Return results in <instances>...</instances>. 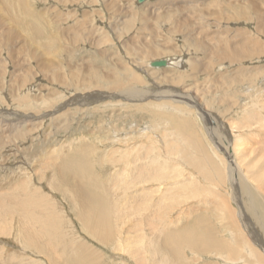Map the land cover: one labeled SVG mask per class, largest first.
<instances>
[{
	"label": "rangeland",
	"instance_id": "obj_1",
	"mask_svg": "<svg viewBox=\"0 0 264 264\" xmlns=\"http://www.w3.org/2000/svg\"><path fill=\"white\" fill-rule=\"evenodd\" d=\"M136 1L30 0L32 8L43 13L48 22L46 35L57 36L59 32L61 36L58 45L63 51L54 55L44 52L42 41H31L24 26L1 22L7 14L0 0V187L6 188L5 183L11 179L12 173L22 167L21 171L31 177L34 185L38 183L58 205L65 217L64 228L68 238L74 234L76 238L71 241L89 244L91 249L101 254L102 264H159L156 261H137L140 257L145 260L152 257L147 250L153 234L158 235L157 230L151 232L155 230L154 227L168 230L179 225L181 228L194 221L201 212L215 223L218 233L223 235L222 226L215 222V216L231 210L235 213L236 221L240 222L238 218L241 217L242 207L246 210V188L255 199L260 198L258 202L264 208V191L260 188L264 187V167L259 169L264 161L257 163L256 159V153L264 150V0H147L143 5H138ZM239 48L248 49L249 55H241L243 57L234 62L227 60L228 57L223 54L222 61L215 62L212 57L218 50L225 52L229 49L227 52L230 53L232 49L237 51ZM167 58L177 59L181 63L168 68L149 66L154 60ZM118 63L128 66L127 75L134 72L141 78V83H135L146 95L141 101L126 100L121 94L110 93L107 88L79 90L76 89L78 84L71 87L61 83L66 78L67 81L73 78V73L77 72L79 85L89 86L82 84L88 67L95 64L96 67L101 66L99 69L103 71V67L117 69ZM193 64L199 65V70L193 71ZM176 77H180V85L172 83ZM103 92H107L106 95ZM92 94H103V97L91 98ZM23 97L33 107L20 105L18 100ZM190 104L197 107L193 108ZM155 105L162 109L154 120L148 113H134L136 109ZM175 108L184 111L195 124L193 143L197 147L196 143L200 142L205 151L196 152L185 142V148L177 144L175 125L171 122L176 120V124L178 118L185 116L183 112L172 114ZM113 109L116 112H112ZM204 113L212 115L217 121L216 128L213 125L216 129L215 139L211 130L208 131L212 127L211 122L207 121L209 116ZM21 133L22 138L19 137ZM245 136L250 142L244 141L242 149L247 150L250 156L245 160L241 157L239 162L236 153L230 149L237 139ZM163 139L165 147L162 145ZM76 141L78 145H75ZM72 144L74 147L82 144L91 148L94 146L103 155L102 164L92 167V174H98L108 187L111 183L109 189L114 185L115 190H112L117 193L112 192V196L119 200V207L126 204L131 208H128L127 215L124 213L126 220L121 223L119 220L113 221L117 232L113 237L114 242L107 245L83 232L80 223L75 220L74 208L69 200L51 188L50 172L45 175L42 170L43 165L56 159L59 151ZM46 152L50 153L48 159ZM173 152L185 153L181 157L186 158V162L192 166L191 155L196 159L202 158L205 168V155H211L216 164L209 170L210 179L206 180L200 174L196 176L199 171H192L184 163L179 164L181 170L174 166L172 161L182 158ZM148 157L152 162L156 160L159 167L170 165L167 170L173 177V183L183 180L178 183L179 186L177 184L182 188L176 189L178 192L173 200L164 198L167 191L168 195L171 194L168 189L175 185L171 186L166 181L154 186L137 182L122 193V188L126 190L127 187L122 182L126 181V175L132 174L135 164L140 165ZM166 159L173 160L169 162ZM254 161L256 167L250 165ZM229 164L233 165L245 185L241 182L239 186L236 185L237 176L231 177ZM200 176L205 183L202 184ZM11 181L15 182L13 179ZM151 191L152 198L148 195ZM164 199H168L164 203L172 204L173 208L166 210L162 207L155 211L154 205ZM262 214L259 213L264 218ZM227 216L229 214L225 218ZM133 228L138 229L135 234ZM238 232L241 237L247 238L243 231ZM141 237L145 239L142 244ZM228 244L230 249L231 243ZM131 251H140V254L134 258ZM62 252L63 249L51 250L57 258ZM238 253L240 257L245 254L242 249ZM194 255L192 252L186 253L192 264L193 261L195 264H207L214 260L216 263L215 255H200V258ZM47 257L31 249L23 251L20 244L15 242V233L0 238V264H11V258L22 260L21 264H24L23 261L53 264ZM156 258L153 256V259ZM220 258L224 263V257Z\"/></svg>",
	"mask_w": 264,
	"mask_h": 264
},
{
	"label": "bare ground",
	"instance_id": "obj_2",
	"mask_svg": "<svg viewBox=\"0 0 264 264\" xmlns=\"http://www.w3.org/2000/svg\"><path fill=\"white\" fill-rule=\"evenodd\" d=\"M1 2L3 3L4 12H6L7 14V17L1 22L8 23V24L13 23L15 25L19 24L18 26L20 27L24 26L23 28L27 31V34L29 35V39L31 41H34L35 39H37L39 42L40 41L43 42L41 45L45 53L48 54L49 52L50 54H54V55L59 54L60 52L62 53L63 49L60 48L58 45L59 37L61 38V36L59 35V32L58 33L56 32L57 36H50V35L47 36L46 35V32L49 28L48 22L45 20L43 13L37 12L36 9H34V7L32 8L30 0H1ZM238 12H240V10ZM242 32L243 31H241L240 34H242ZM48 34L50 33L48 32ZM240 34H237V35L239 36ZM247 50L248 49L246 48H239L237 49V51L232 49L230 53L227 52L229 51V49H226L225 52L222 50L220 51L218 50L219 52L218 51L214 52L212 54V57L215 62L222 61L221 55L223 54L226 57H228L227 60L234 62L237 60V58L241 59L243 56H246L248 54ZM101 56H103V54H101ZM166 61L168 65L165 67H154L153 63L157 62L155 60L154 62H150L149 66L151 68H166V67L168 68L171 66H179V64L181 63V61H178L177 59L167 58ZM96 66L95 64H93L92 67H88L89 69H86L85 81L82 82V84L87 83L89 86H84V85L81 86V84L79 85L80 80L78 78V75H76L78 74L77 72L73 73L74 75V77L72 76L73 78L70 77L68 81L66 78L61 83L63 84V86L69 85L71 87L78 84L77 86L78 88L76 87V89H79V90H81V88L83 89L107 88L108 90H110V93L114 92L115 95L121 94L124 97V99L126 100L128 99L130 101H133V100L141 101L144 97H146L143 90L138 88L137 85L135 84V83H141V78L134 72H132L133 74L127 75L126 73H128L127 71L129 70L126 64L120 63L118 65L120 68L118 67L117 69H114L111 67L109 68L103 67V71H107V73L105 72V74L102 73L103 71L99 69L101 66L99 65H98L99 67H96ZM192 70L193 71L199 70V65L193 64ZM179 78L180 77H176L175 80L172 81V83L176 85H180L182 82L180 81ZM55 79L58 80V78H55ZM105 93L107 92H103V94ZM103 94L100 96H98V94L97 95L92 94L91 98L103 97ZM18 101L20 102V105H24L25 107H33L32 103L28 104L26 97L19 98ZM68 105H72V104L68 103ZM190 106H192L193 108L197 107L196 105H192V104H190ZM153 108H156V110H153ZM161 109H162L161 106L155 105L149 108L145 107V108L136 109L134 110V113H148L150 116H152L154 120L155 118H158L157 113H159ZM175 109H178V110H175ZM175 109L173 110L174 113L172 114H176V113L179 114L180 112L181 113L183 112L182 114L185 116L184 118H180V119L178 118L176 124H174V121L176 120L171 122L173 123V125H175L176 134L175 133L173 134H175L174 137H175L177 144L178 145L181 144L185 148V145L183 143L185 142L186 145H188L191 149H194L196 152H200V150L205 151L206 149L204 148L203 144H201L200 142L199 143L197 142L196 143L197 147H195L193 143V125L195 124L192 123L191 120H189L190 117H187L184 111H181V109L179 108H175ZM112 112H116V110L113 109ZM204 114L206 116H209L207 121L211 122L212 127H210V129L208 127L209 129L208 131L211 130L213 134L212 136L215 139V136H216V133H215L216 125L215 124H217V121L215 120V118H213L212 115H209L208 113H204ZM213 125L215 126V128H213L214 127ZM150 127H153V126H150ZM19 137L22 138L23 134L21 133ZM146 138L148 137L146 136ZM224 139L226 138L224 137ZM246 140H247L246 136L244 138L240 137L239 139L236 140V142L233 144V147L230 149L231 152L236 153L237 159L239 160V162L241 161L240 160L241 157L243 158V160H245L248 158V156H250V153L247 152V150L242 149V147L245 145L244 141ZM161 141L162 140H160V142ZM162 142H164L162 143V145L165 147V140L163 139ZM75 145H78L77 141L75 142ZM73 147H74V144H72V146L69 148L64 147L63 148L64 151L62 152L59 151L56 159H52L46 165H43L44 167L42 168V170L44 169L43 172H45V175H46V172H50V175L48 174V176H50L49 185L51 186V188L58 190L63 196H65L69 200L70 205H72V209L74 208V212L76 215L75 220L77 219L76 221L80 223L81 228L83 229V232L87 234V236L97 240L99 243L103 245H107V243L109 244V243L114 242L113 237H115V234L117 232V230H115L114 228L115 220L116 221L119 220L120 223L121 221L123 222L124 219L126 220L125 216L127 215L126 213L129 212L128 208L130 207L128 205L126 206V204L123 205V207H119L120 206L119 200L116 197L115 199L112 196L113 194L112 192L117 193V191H114L115 190L114 189L115 187L113 188L114 185H112L111 187L114 190L109 189V187L111 186V183H109L110 186L108 187L107 183L104 184V182L97 176L98 174L97 175L95 173H94L95 175L92 174L91 172L93 171L92 167L94 168L97 165L100 166L102 164L103 155L98 153L94 146L91 148V146L87 144H82L77 147L75 146L74 148ZM220 148H221V145H220ZM227 148H230V147L228 146ZM189 150L190 149L188 148V151ZM174 154H176L178 158L185 155V153H182V152H178V154L177 153H174ZM176 155L174 157L175 159H176ZM256 155L255 156L258 161L257 163H261L264 161V150L261 153L260 152L256 153ZM49 156H50V153L46 152V157H47L46 159H48ZM210 156L205 155V162L207 163L206 164L207 168L203 167L202 158L196 159L195 156L193 155H191L190 159H191V162L194 163V166H192L190 163H187L186 162L187 160L184 157H181L182 160H178V161L173 160L174 158L172 159L173 161L171 159H166V161H169V162L172 161L173 162L172 164L176 166L177 168H179L180 170H181V166L179 164L184 163L186 164V166L189 165L188 167H191L190 169L192 171L193 170L195 171V169L199 171V173L195 171L197 172L196 176L200 174L206 180H209L210 171L212 170V165L216 164V162L213 161L212 156L211 157ZM160 157L162 156H159V158ZM110 158L112 157L110 156ZM58 159H60V162L58 161ZM147 159H148L147 161L146 159H144V161L141 160L142 163L140 165L135 164V168L132 169L133 170L132 174L128 173L126 175L125 182L122 179L123 180L122 182L126 183V186H127L125 187L126 190L124 189V187L122 188V191H123L122 193L127 192L130 186L137 182L141 185L142 184H151V185L153 184L154 186V184L156 183L162 184L163 181L164 182L166 181L165 183L171 186L173 184L176 185V186L173 185L175 186V188L172 186L171 189H168L171 191L170 195H168V191L166 195L163 194L164 198H168V199L170 198L173 200L175 193L178 192L176 190L179 188L178 183H180L183 180L181 179L180 181H175L173 183L172 181L173 177L170 176V171L167 170V168H169L170 165L159 167L156 160H154L155 162H152V160H150V157H148ZM149 160H150V163H149ZM139 161L140 160H138V162ZM255 162L256 161H254V163H250V165L255 166L256 165ZM229 167H230L229 170H231L230 171L231 177L234 178L235 176H237L235 180L236 185H238V183L240 182L241 184H243L244 183L243 179L239 178L235 169H233L234 168L233 165H230ZM262 167H264V162L262 163V166L259 169H261ZM21 168L22 167H19L17 172L12 173L11 179L9 181H6L5 183L7 185L6 188H3L2 185L0 187L2 188L0 189V238L10 237L11 233H15V242L17 241L20 244L23 251L31 249L32 252L34 253H37L40 255L44 254L50 257L53 264H102L103 260L100 257L101 254L100 255L97 254V252L91 249V246L89 244H87L86 242H76V240L71 241V239L76 238L74 234L69 235L70 239L68 238V235L64 228L66 221L65 219L63 220V218L65 217H63V214L60 212L58 205L54 204L55 201L51 199L50 196L47 195V193H45V190L41 188V186L38 183L34 185L31 177H28L23 170L21 171ZM201 176H200V179H201ZM12 179L15 182L12 183L11 181ZM204 181L203 179H201L202 184ZM51 183L53 185H51ZM123 183L122 185L124 186ZM113 184H115L114 181H113ZM116 187L118 186L116 185ZM180 188H182V186ZM260 188H261V191L262 190L264 191V187H260ZM173 189H174V192L172 191ZM151 192L148 193L150 198H152L153 196V192L152 193ZM244 193L248 194L246 195L247 198H245L246 200L245 202H247L245 204L246 210L243 209L242 207V212H240L241 217L240 218L237 217L238 219H241L242 222L241 221L237 222L234 217L235 213L231 212V210L229 211L228 208H226V210L229 211V213L223 212L222 215L218 213L216 214L217 216H215L216 218L215 222L219 223V225L222 226L221 230L223 231V235H221V233L220 234L218 233V229L215 227V223L208 220L204 216L205 213L201 212L200 215L196 217L194 221L192 222L189 221L187 224L183 225V227L181 228L179 227V225L178 227L177 226L173 228L170 227L168 230H164V228L162 227H161L162 228L161 230H159V228H156V227H154L155 230H152L151 228H149L150 230H152L151 231L152 233H154L153 231L156 232V230L158 232V235L154 236L155 235L154 233L153 237L150 239L151 242L149 241V248L147 251H148V255L152 257L148 260H145L144 257L143 258L140 257V259L137 261H142V262L151 261L152 263L156 261L157 263L160 262L159 264H192L191 260L188 259V257L186 256V253L190 254L192 252V254L193 255L195 254L194 256L196 257L198 256V258H200L199 257L200 255L203 257H205L206 254L215 255L216 263H214L215 262L214 260V261L208 262L209 264H235V263L237 264H264V218H261V215H259L260 212H263L262 215H264V208L262 205H260L261 202H258L260 198L256 197L255 199L250 193L249 188L248 190L247 188L244 189ZM149 197L147 196V198ZM168 199L161 200L160 202H158L157 205H154L155 207L154 206L153 207L156 208L154 210L157 211L158 209H161L162 207H165L164 209L166 210L170 209L171 207L173 208L172 204L169 205L167 203H164V202H168L169 201ZM259 206L262 208H260ZM124 213L126 214L125 216H124ZM227 214H229V216L225 218ZM8 217L9 219L6 220ZM250 218H252V221ZM232 219L236 223L233 222ZM61 224H62V227H61ZM136 225L137 224H135V226ZM245 227H248V229H246ZM133 229L135 230L134 231V234H135L137 228H133ZM238 230L243 231L246 234L247 238L245 239V237H241L239 235ZM6 241H9V240H6ZM70 242H73V244H69ZM119 242L121 241L119 240ZM143 242H145V239L141 237L140 243L142 244ZM228 243H231L230 249L228 248V245H229ZM232 244L236 245L239 249H237L236 246H233ZM52 245H54L53 247L54 249H52ZM58 249H63L64 251L61 253V256L59 258H57L53 253H51V250H58ZM240 249H242L245 252V254H243V257H240L241 252L240 254L238 253V250L240 251ZM131 252L133 253L132 255L134 256V258L135 257L137 258L138 253L140 254V251H131ZM153 256L154 258L157 256L158 259L157 258L153 259ZM221 256L224 257L225 259L224 263H222L223 258H220ZM225 256H227V258ZM11 259H12L10 260L11 264H21L22 262V260H16L14 258H11ZM23 263L32 264L28 262L26 263L24 261ZM136 263L139 264L140 262H136ZM34 264H39V263H34ZM193 264H195L194 261H193Z\"/></svg>",
	"mask_w": 264,
	"mask_h": 264
},
{
	"label": "water",
	"instance_id": "obj_3",
	"mask_svg": "<svg viewBox=\"0 0 264 264\" xmlns=\"http://www.w3.org/2000/svg\"><path fill=\"white\" fill-rule=\"evenodd\" d=\"M147 0H137L139 5H143ZM168 63L166 60H162V61H157L155 63H153L154 67H165L167 66Z\"/></svg>",
	"mask_w": 264,
	"mask_h": 264
}]
</instances>
